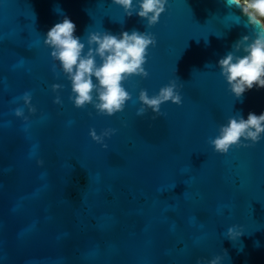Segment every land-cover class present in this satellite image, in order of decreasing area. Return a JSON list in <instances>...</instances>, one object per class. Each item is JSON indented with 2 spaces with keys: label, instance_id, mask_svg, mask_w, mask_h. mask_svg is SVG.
Wrapping results in <instances>:
<instances>
[{
  "label": "water",
  "instance_id": "95a60500",
  "mask_svg": "<svg viewBox=\"0 0 264 264\" xmlns=\"http://www.w3.org/2000/svg\"><path fill=\"white\" fill-rule=\"evenodd\" d=\"M249 2L0 0V264H264Z\"/></svg>",
  "mask_w": 264,
  "mask_h": 264
},
{
  "label": "rangeland",
  "instance_id": "374dc122",
  "mask_svg": "<svg viewBox=\"0 0 264 264\" xmlns=\"http://www.w3.org/2000/svg\"><path fill=\"white\" fill-rule=\"evenodd\" d=\"M246 1H247V3H248V6H250V7L252 8L253 5L249 2V0H246ZM254 1H255V0H254ZM262 3H263V1H261V3L256 2V5H257V6H260V7H263Z\"/></svg>",
  "mask_w": 264,
  "mask_h": 264
},
{
  "label": "built area",
  "instance_id": "2783aa9c",
  "mask_svg": "<svg viewBox=\"0 0 264 264\" xmlns=\"http://www.w3.org/2000/svg\"><path fill=\"white\" fill-rule=\"evenodd\" d=\"M252 1H254V0H252ZM261 1L262 0H255L254 2L256 3V2H258V3H261ZM246 5L248 6V3H246ZM264 8V7H263Z\"/></svg>",
  "mask_w": 264,
  "mask_h": 264
},
{
  "label": "flooded vegetation",
  "instance_id": "af4514ba",
  "mask_svg": "<svg viewBox=\"0 0 264 264\" xmlns=\"http://www.w3.org/2000/svg\"><path fill=\"white\" fill-rule=\"evenodd\" d=\"M253 13H254L255 15L259 16V13H258L255 9L253 10Z\"/></svg>",
  "mask_w": 264,
  "mask_h": 264
},
{
  "label": "trees",
  "instance_id": "16d2710c",
  "mask_svg": "<svg viewBox=\"0 0 264 264\" xmlns=\"http://www.w3.org/2000/svg\"><path fill=\"white\" fill-rule=\"evenodd\" d=\"M262 1H263L262 5H263V7H264V0H262ZM263 26H264V21H263Z\"/></svg>",
  "mask_w": 264,
  "mask_h": 264
},
{
  "label": "bare ground",
  "instance_id": "6f19581e",
  "mask_svg": "<svg viewBox=\"0 0 264 264\" xmlns=\"http://www.w3.org/2000/svg\"><path fill=\"white\" fill-rule=\"evenodd\" d=\"M246 7L248 8V7H250V6H247V5H246Z\"/></svg>",
  "mask_w": 264,
  "mask_h": 264
},
{
  "label": "clouds",
  "instance_id": "9594fccd",
  "mask_svg": "<svg viewBox=\"0 0 264 264\" xmlns=\"http://www.w3.org/2000/svg\"><path fill=\"white\" fill-rule=\"evenodd\" d=\"M246 3H247V1H246Z\"/></svg>",
  "mask_w": 264,
  "mask_h": 264
}]
</instances>
